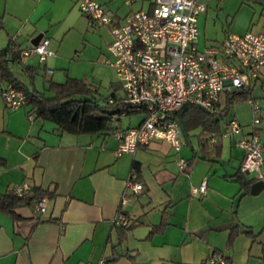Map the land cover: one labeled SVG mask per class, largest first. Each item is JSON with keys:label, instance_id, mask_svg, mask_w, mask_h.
<instances>
[{"label": "crops", "instance_id": "crops-1", "mask_svg": "<svg viewBox=\"0 0 264 264\" xmlns=\"http://www.w3.org/2000/svg\"><path fill=\"white\" fill-rule=\"evenodd\" d=\"M94 1L108 12L110 25L89 26L77 0H0V49L8 42L10 51L29 47L40 34L52 52L42 61L36 55L24 63L8 59L18 80L37 91L44 90L46 80H84L94 71V59L109 58L110 30L132 12L149 11L154 0ZM248 2L261 4L262 18L247 21L232 33L264 34V0ZM206 15L205 8L196 19L199 50L227 33L205 37ZM29 73H33L31 84ZM256 88L262 89L259 80L250 93ZM244 102L246 107L233 103L227 114L240 124V133L210 134L220 145L217 156L211 148L206 154L200 151L198 139L208 135L200 127L187 132L188 145L183 144L178 155L189 165L179 170L178 155L160 139L133 153H114V132L137 125L142 113L125 123L119 116L110 132L72 134L58 130L51 121L28 117L29 106L4 107L0 94V194L22 182L51 194L44 211L35 217L27 205L14 208L11 216L0 211V264H86L111 256L117 257L107 264H199L212 250L224 255L227 264H264V185L249 192L254 181L264 183V163L244 174L250 181L246 192L231 177L243 154L235 143L241 135L254 132L264 150L261 108L259 121L252 126L251 103ZM225 123H220L221 132ZM130 172L142 189L126 192L127 200L120 204ZM202 180L205 191L198 194L195 189ZM119 214L132 223L130 230L122 233L115 227L113 220Z\"/></svg>", "mask_w": 264, "mask_h": 264}, {"label": "built area", "instance_id": "built-area-1", "mask_svg": "<svg viewBox=\"0 0 264 264\" xmlns=\"http://www.w3.org/2000/svg\"><path fill=\"white\" fill-rule=\"evenodd\" d=\"M77 8L89 26H108L112 22L108 12L94 0H77ZM204 9L200 0H154L149 11L132 12L122 24L110 30L112 40L106 47L109 58L103 62L112 67L123 102L142 110L143 115L137 125L114 132L116 155L133 153L138 146L153 139L165 141L178 155L184 143L175 114L183 104L216 113L225 93L239 88L251 90L259 80L264 66V34L249 30L240 34L228 32L221 41L199 50L195 46L196 19ZM47 44L48 39L41 37L36 44L20 49L19 62L24 63L25 58L33 55L42 61L52 54ZM1 97L8 109L23 106L22 92L9 83ZM248 100L252 113L250 125L254 126L259 121V108ZM240 132V124L230 118L221 136L230 137ZM208 142L213 143L214 138L210 136ZM235 143L243 151L238 170L243 174L257 171L264 163V150L257 135L254 132L243 134ZM176 164L179 170H185L189 160L178 155ZM11 188L19 197L29 190L25 182ZM141 189L130 172L120 204L126 202V192L136 193ZM195 191L204 193L205 180L200 181ZM45 205L46 197L38 198L32 205L33 216L42 213ZM127 223L120 214L113 220L114 225ZM86 264H104V259ZM201 264H227V261L221 253L210 251Z\"/></svg>", "mask_w": 264, "mask_h": 264}, {"label": "trees", "instance_id": "trees-1", "mask_svg": "<svg viewBox=\"0 0 264 264\" xmlns=\"http://www.w3.org/2000/svg\"><path fill=\"white\" fill-rule=\"evenodd\" d=\"M11 46L12 43L8 42L7 46L0 49V85L9 83L15 90L22 92L23 106H29V110L26 112L28 117L33 115L41 120L51 121L62 132L95 134L115 129V122L119 119L121 112L123 115L142 113V110L125 104L122 96L116 97L113 93L107 97H101L102 102L100 103L96 88L80 78L66 77L62 82L46 80L45 88L42 91H37L31 86L27 87L9 68L8 59L11 63H19V50L10 51ZM32 76L33 73H29L27 76L29 84L32 82ZM113 87L116 89L119 85ZM3 89L4 87L0 88V94ZM249 94V88H239L225 93L216 113L186 103L176 112L175 117L185 135L196 127H200L202 133L208 134L206 137L198 139V147L205 154L208 153L206 150L211 148V153L215 157L219 153L220 145L208 142L210 134L221 135L220 122L228 114L230 106L236 101L250 99ZM231 177L244 189V192L248 191L250 181L246 180L243 173L236 170ZM50 195L45 190L29 187L27 194L19 197L14 194L12 188H9L0 194V211L11 216L14 208L23 205L32 207L38 198ZM115 227L123 233L133 226L132 223H127L126 225H115ZM122 239L123 236L117 240V243L120 244ZM231 239L232 234H229L228 244ZM112 248L114 249V246ZM212 251L220 253L216 250ZM222 256L228 262V259L224 255ZM116 257L111 256L109 259H105L104 263L112 262Z\"/></svg>", "mask_w": 264, "mask_h": 264}, {"label": "rangeland", "instance_id": "rangeland-1", "mask_svg": "<svg viewBox=\"0 0 264 264\" xmlns=\"http://www.w3.org/2000/svg\"><path fill=\"white\" fill-rule=\"evenodd\" d=\"M207 9L206 23L204 27L205 37H215L220 36L225 32H235V29H239L244 23L248 21L254 22L258 18H262V6L256 2H248L242 0H227L225 2L224 8L222 3L224 0L215 1V0H201ZM239 3V4H238ZM240 7V8H239ZM238 8V9H237ZM256 30H252V32ZM95 50H92L94 52ZM100 58V56H98ZM94 59L96 65L92 73H87L84 78L85 82L92 85L96 88V94L101 103V97H107L113 93L116 97H120L122 92L120 87L116 89L113 86L119 85L114 76V72L111 67L103 62V59ZM89 68L92 67L88 65ZM259 81L262 82V89L256 88L253 89V92L249 94V98L255 100V103L258 107L261 108V122L264 121V66L260 69L259 72ZM234 105H242L246 107L244 100L237 101ZM139 113L133 116L122 115V122L134 121L139 118ZM230 115V114H229ZM226 115L221 120V125L228 120ZM127 116V117H124ZM129 116V117H128ZM236 120V119H235ZM188 150L187 147L183 148Z\"/></svg>", "mask_w": 264, "mask_h": 264}, {"label": "water", "instance_id": "water-1", "mask_svg": "<svg viewBox=\"0 0 264 264\" xmlns=\"http://www.w3.org/2000/svg\"><path fill=\"white\" fill-rule=\"evenodd\" d=\"M40 38H41V35H40V34L37 35V36L34 38V40L31 41V44H32V45L36 44V42H37ZM178 124H179V122H178ZM179 126H180V124H179ZM180 128H181V126H180ZM181 133H182V138H183L184 144H185V145H188V142H187V139H186L185 133H184V131L182 130V128H181ZM263 185H264V183H263L262 180H256V181H254L253 183L250 184V186H249V192H250L251 194H254V193H256L260 188H262Z\"/></svg>", "mask_w": 264, "mask_h": 264}]
</instances>
